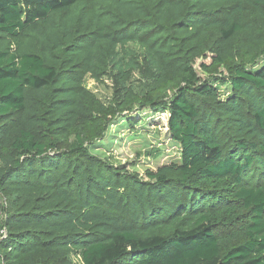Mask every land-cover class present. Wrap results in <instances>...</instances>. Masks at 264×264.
I'll return each mask as SVG.
<instances>
[{
  "label": "trees",
  "instance_id": "1",
  "mask_svg": "<svg viewBox=\"0 0 264 264\" xmlns=\"http://www.w3.org/2000/svg\"><path fill=\"white\" fill-rule=\"evenodd\" d=\"M125 112L167 113L180 161L92 153ZM0 264H264V0H0Z\"/></svg>",
  "mask_w": 264,
  "mask_h": 264
},
{
  "label": "rangeland",
  "instance_id": "2",
  "mask_svg": "<svg viewBox=\"0 0 264 264\" xmlns=\"http://www.w3.org/2000/svg\"><path fill=\"white\" fill-rule=\"evenodd\" d=\"M132 47L135 46L132 45ZM207 55L208 57L199 58L195 63L196 70L202 78L209 76L201 67L204 62L211 63L212 58L209 54ZM150 73L151 71L143 61L140 69L133 73L128 85H133L136 92L141 91L149 83ZM217 73L227 74V71L224 67H220ZM86 82L99 104L106 108H111L123 96L124 90L113 71L109 72L101 81L88 76ZM172 92L169 91L170 94ZM138 108L140 107L137 105L130 115L125 112L122 114L123 116L119 114L112 116L113 114L109 113L107 125L98 128L92 127L91 124L87 125V137L91 138V136L97 135L98 139L93 143L87 142L86 144L90 147L91 152L100 158L113 165L121 164L128 172L144 177L148 169L153 170L163 164L180 161V146L168 134L167 113L156 115L153 119L147 117L141 124L131 129L125 117L127 115L133 116V118L137 117ZM149 114L151 111L145 110L141 115ZM104 119L106 120V117ZM103 130L104 135L101 136L100 133ZM74 138L75 134L72 139Z\"/></svg>",
  "mask_w": 264,
  "mask_h": 264
}]
</instances>
